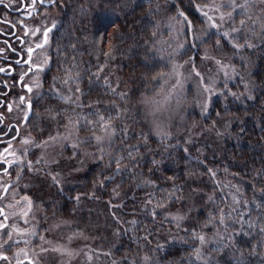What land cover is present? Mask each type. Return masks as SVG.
<instances>
[{
    "label": "trees",
    "instance_id": "obj_1",
    "mask_svg": "<svg viewBox=\"0 0 264 264\" xmlns=\"http://www.w3.org/2000/svg\"><path fill=\"white\" fill-rule=\"evenodd\" d=\"M211 1L57 3L60 18L49 49L50 75L67 85L76 102H61L46 94L37 99L33 120L39 121L38 135L48 134L52 121L61 126L74 120L82 146L93 149L94 142L85 141L90 137L95 140L105 126L116 134L98 161H102L100 166L96 162L74 184L55 190L53 199L45 204L49 213L80 222L78 227L83 228L97 225L107 215L112 229L101 235L100 264H264V30L247 33L245 26L231 36L233 40L223 37V32L210 29L198 12ZM164 12L184 22L183 13L193 22L198 41L189 46L184 22L181 61L199 65L210 51L227 57L240 73L233 81L220 84L221 90L206 113L199 109L190 113L189 120L203 129L194 143L183 136L156 138L139 104L160 89L172 65L157 46ZM97 66L102 72H97ZM100 76L114 81L113 92L121 94L108 90ZM225 91L231 95H224ZM97 101L107 107H93ZM85 102L87 106H81ZM83 119H87L86 128ZM129 129L137 134L135 139ZM188 153L207 165V171L185 159ZM137 158L139 164L133 167ZM115 169L127 171L105 184ZM45 180L35 182L33 190ZM157 184L166 191L157 193L152 187ZM141 186H145L144 191L139 190ZM172 187L182 191L168 190ZM146 193L157 198L146 203ZM77 196L81 199L74 202L72 197ZM173 196L186 203L173 205ZM149 208L163 213L154 224L149 223ZM165 216L174 222L169 223ZM133 220L142 223L145 230L134 229ZM153 227V234L143 239L146 230ZM111 233L115 237L108 238ZM202 236L212 237L204 254H200Z\"/></svg>",
    "mask_w": 264,
    "mask_h": 264
},
{
    "label": "rangeland",
    "instance_id": "obj_2",
    "mask_svg": "<svg viewBox=\"0 0 264 264\" xmlns=\"http://www.w3.org/2000/svg\"><path fill=\"white\" fill-rule=\"evenodd\" d=\"M3 1L12 6L17 4L15 0ZM212 8L216 11H209L213 18L206 19L209 28L213 29L212 23H216L217 29L213 30L228 34L231 40L235 38L231 36H236L240 27L247 26V33H254L256 29L258 32L264 30V0H214L200 9ZM54 12L56 15L46 20V26L52 23L59 25L57 7L54 8ZM4 16L10 18L5 12ZM30 25L33 27V23ZM184 29L183 21L163 13L157 46L165 52L163 54L172 61V65L160 89L142 98L139 104L149 130L156 138L183 136L187 142L194 143L200 138L203 129L195 121L189 120L190 113L194 109L204 112L206 105L209 110L214 97L221 90L220 84L224 81H233L240 73L227 57L216 56L210 51L205 54L199 65L181 61L180 55L185 48ZM45 53H48V48ZM41 58L42 56L40 60ZM48 60L49 56L46 61H39L45 71L38 73L33 79L36 100L46 94L45 96H52L61 102H76L67 85L54 77L51 79V63L48 64ZM49 69V75L45 78ZM61 96L65 98L64 101L60 99ZM9 100L13 112L7 113L18 118V114H23L20 110L22 106L15 97ZM38 123L39 121L35 119L22 128L20 139L9 145V153L0 152V155L4 154L11 160L16 159L28 164L27 168L23 165L21 167L14 165L17 184L9 196L11 205L9 215L12 221L10 237L13 241L20 242H14L11 247H15V254L19 258L31 257L36 264H100V253L103 250L101 235L112 229L107 225L110 224L107 215L103 221L97 222V225L89 228L78 227L80 222L58 216L56 212L49 213L45 202L53 199L55 190H62L74 184L75 179L98 162L106 147L113 141L116 132L110 126H105L101 133L95 136L94 148L91 149L82 146L83 140L79 134L78 124L74 120H69L61 126L54 125L52 121L55 128L49 127L48 134L40 137ZM68 145H71V150L68 149ZM21 150L23 155H20ZM42 178L46 180L39 182L40 184L33 190L35 182ZM24 220L28 223L25 224ZM100 225L105 228L104 231ZM37 235L39 240L36 238ZM107 237L115 236L111 233ZM211 241V236L201 237L200 254H204Z\"/></svg>",
    "mask_w": 264,
    "mask_h": 264
},
{
    "label": "flooded vegetation",
    "instance_id": "obj_3",
    "mask_svg": "<svg viewBox=\"0 0 264 264\" xmlns=\"http://www.w3.org/2000/svg\"><path fill=\"white\" fill-rule=\"evenodd\" d=\"M15 1L17 4L14 6L4 1L3 3H0V69H5L4 72H0V117H2V119H0V145L4 142H8L9 145L17 142L22 135V128L26 127L34 119L35 114L31 115L30 121L22 120L21 117L25 115L24 112L23 114H18V118H15L9 115L2 107L5 103L10 104L9 98L11 97L17 98L19 104L21 105L18 97L23 95L26 98L25 104L28 100L35 101L33 108V112L35 113L37 100L35 98L36 88L33 79L40 72L25 75V73L29 70V66L25 62L27 60V48L32 47L34 49L32 54V69H35L37 66L41 67L42 64L39 61H46L48 56L50 57V61L52 63L49 46L52 41L54 30L49 33L48 45L45 48L36 49L35 45L38 42H41L42 33L46 28L51 26H46L45 22H47V19L50 20L56 15L54 14V8L57 7V4L53 3V0H43V4L40 3V0H36L34 4L30 3V0ZM4 12L9 14L10 18H6L4 16ZM30 23H33V27ZM47 48L48 53L46 54L45 52H47ZM41 56L42 58L40 60ZM17 59L21 61L20 64L15 63ZM50 69L45 75V78L49 75ZM21 75H24L25 78L21 83H17V78ZM5 86L8 91H5ZM25 86H32L33 92H26ZM1 151H3L2 146H0V152ZM6 157V155L1 154L0 161H3ZM9 160L11 161V159ZM16 184L15 167L13 166V169L9 170L7 175H5V170L0 168V208H4V215H8L9 217L8 221L4 222L2 221V216H0V222L7 223L9 225L7 231L9 232L8 239L10 240H12L10 237V227L12 221L9 215L11 211L9 196L13 189L16 188ZM6 185L15 186L9 188L7 195L3 194V188ZM2 231L3 229H0V233H2ZM14 248H0V254L7 255L9 257V264H17V259L20 261V264H26L29 260L32 261V264H36L31 257L19 258V256L15 254ZM0 264H4V262L0 261Z\"/></svg>",
    "mask_w": 264,
    "mask_h": 264
},
{
    "label": "snow or ice",
    "instance_id": "obj_4",
    "mask_svg": "<svg viewBox=\"0 0 264 264\" xmlns=\"http://www.w3.org/2000/svg\"><path fill=\"white\" fill-rule=\"evenodd\" d=\"M35 2H36V0H30V3H32V4H34ZM58 2H59V0H53V3H58ZM0 3H3V0H0ZM40 3L43 4V0H40ZM228 7H232V5H228ZM209 11H216V9L215 8H212V9H209V10L198 9V12H202L203 16L206 19L212 20L213 18H212V16L209 15ZM181 16L184 17V22L187 25V40H188V44H189V46H193L198 41V38L193 35V22L190 21V20H188V18L186 16H184L183 13H181ZM56 28H57V25L55 23H52L50 27H48V28L45 29V31L42 33V40H41V42H38L35 45L36 49L45 48L48 45L49 33L52 32ZM212 28L213 29H217L216 23H214V22L212 23ZM222 36L223 37H229L228 34H226V33H222ZM233 48H235L234 45H233ZM26 51H27V60L25 62L28 64L29 70H28V72L25 73V75L35 74L37 72H44L45 69L42 68V67H40V66H37L35 69H32V64H33L32 54H33L34 49L32 47H29V48H27ZM15 63L16 64H20L21 61L19 59H17L15 61ZM50 63H51V61L48 60V64H50ZM4 71H5V69H0V72H4ZM108 71H111V69L109 68ZM97 72H99V73L102 72L101 71V68L99 66H97ZM89 75H93V73L89 72ZM197 76H199V73H197ZM24 78H25L24 75L19 76L17 78V83H21L24 80ZM96 78L97 77L95 75H93V79H96ZM99 78L106 85V88L108 90H110V91L113 92V89L114 88L112 87V82H114V81L110 82V80H109L108 77H101L100 76ZM81 82H83V81L81 80ZM221 87H223V85H221ZM25 90L28 93L33 92L32 86H25ZM5 91H8L6 86H5ZM113 94L119 96L121 93L116 90L115 92H113ZM223 94L224 95H231V93H229L227 91H225ZM18 98H19V100L21 102V106H22L20 110L25 113V115H23V117H21V119L24 120V121H30L31 120V115H34L35 114L33 112V108H34L35 101L34 100H28L27 103L25 104V99H26L25 96L20 95ZM233 98H235V97H233ZM60 99L62 101H64L65 98L63 96H61ZM81 106H87V102H85V104L84 105H81ZM2 107L8 113H12L13 112L12 106L10 104H8V103L3 104ZM93 107L106 108L107 106L102 105L101 101H97L96 104ZM207 111H208V106L206 105L205 106V113ZM0 119H2V117H0ZM87 124H88L87 119H83V125L82 126L84 128H86L87 127ZM129 133L131 135V138H133V139L136 138L137 134L135 132H132L129 129ZM122 135H123V133H122ZM90 142H94V138H91L90 137V138H88V140L85 141V143H90ZM0 146H2L3 152L5 154L9 153L10 146H9V143L8 142H4ZM67 147H68L69 150H71V145L70 146L68 145ZM140 147H144V146L141 145ZM182 151H184V152L187 153V149H182ZM20 155H23V151L22 150L20 151ZM184 158L185 159H191L194 162L201 164V166L207 171V169H208L207 165H204L202 161L192 159V157H191V155L189 153ZM139 159L140 158H137V160H135L133 162V167H137L138 166ZM149 162H152L151 158H149ZM100 164H102V161L101 162H98V166H100ZM14 165H15V167H21L22 165L25 168L28 167V164L26 162L17 161L16 159L10 161L7 157L3 161H0V168H3L5 170V175L8 174V171L9 170L13 169V166ZM123 171H127V170H123ZM123 171L120 170V169H115L114 170V174L112 176H109V177L106 178L105 184L110 185L112 182H114L117 179L118 176L123 175ZM163 180L168 181L169 183H171V181H169V179L167 177H164ZM104 185H101V186L103 187ZM10 187H15V186L14 185H6L3 188V194L7 195ZM152 187H154V189H155V191L157 193H162V192H165L166 191L165 187L162 184H157V185H154ZM144 188H145V186H141V187H139V190L144 191ZM168 190L173 191V192H176V193H180L182 191V188L181 187H178V188L172 187L171 189H168ZM156 198H157L156 196H154V195H152L150 193H146L144 199H145V202L147 203L149 200H154ZM80 199H81V197H78V196L77 197H72V200L74 202H78ZM222 202H223V197H222ZM171 203L173 205H175L177 203H186V202H184V201H178L177 196H173V197H171ZM5 207H7V206H5ZM110 207H111V205H110ZM148 212L151 213V215H150L151 218L149 220V223H152V224H154L153 221L156 222V218L158 216H162L163 215L162 212L156 211L153 208H149L148 209ZM240 213H241V211L239 209H237V214L240 215ZM134 214L135 213H133V215ZM0 216H2V221H4V222L8 221V219H9L8 215H4V208H0ZM113 219H114V222H117V223L119 222L116 219L115 216L113 217ZM164 219L167 220L169 223L174 222V221H172L171 218L166 217V216L164 217ZM4 222H0V229H3L2 233H0V248H2V249H10L11 245L14 242L15 243H19L20 241H13V240L8 239V233L9 232L7 231V229L9 227V225L7 223H4ZM23 222L25 224L28 223L27 220H24ZM130 223H131L132 227L134 229H136L137 231H139V228H144V230H145L144 225L142 223L138 224V222L136 220H133ZM159 226L162 227L163 224L161 223V224H159ZM154 231H155V227H153L151 229H147L146 230L147 235L144 236L143 239L147 240L148 239V236H151ZM189 231H191V230L189 229ZM125 232L131 233V229H125ZM33 235H35V234H33ZM36 238L39 240V236L38 235L36 236ZM129 238L131 239L132 236L130 235ZM24 243H26V241H24ZM0 261H3L4 264H9V257L7 255L0 254ZM17 264H20V261L18 259H17ZM26 264H32V261L29 260V261L26 262Z\"/></svg>",
    "mask_w": 264,
    "mask_h": 264
}]
</instances>
